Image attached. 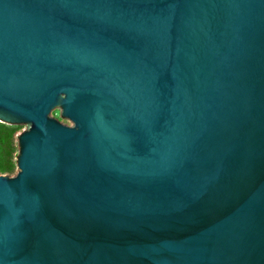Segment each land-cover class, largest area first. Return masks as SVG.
<instances>
[{"label":"water","instance_id":"95a60500","mask_svg":"<svg viewBox=\"0 0 264 264\" xmlns=\"http://www.w3.org/2000/svg\"><path fill=\"white\" fill-rule=\"evenodd\" d=\"M0 121V264H264V0H0Z\"/></svg>","mask_w":264,"mask_h":264},{"label":"trees","instance_id":"16d2710c","mask_svg":"<svg viewBox=\"0 0 264 264\" xmlns=\"http://www.w3.org/2000/svg\"><path fill=\"white\" fill-rule=\"evenodd\" d=\"M15 133V128L0 122V170L11 169L10 166H5L6 154L9 151V145L13 134Z\"/></svg>","mask_w":264,"mask_h":264},{"label":"rangeland","instance_id":"374dc122","mask_svg":"<svg viewBox=\"0 0 264 264\" xmlns=\"http://www.w3.org/2000/svg\"><path fill=\"white\" fill-rule=\"evenodd\" d=\"M52 115L56 116V117H60V119L67 123V124H72V122L67 119V118H63L61 116V112L59 109H55L53 112H52ZM1 122V121H0ZM3 123V122H2ZM6 124V123H5ZM9 126H11L12 128H14V125L13 124H7ZM5 166H10L11 169L14 167V134H13V137H12V140H11V144L9 145V151L8 153L6 154V158H5ZM11 169H6V170H0V172H8V171H11Z\"/></svg>","mask_w":264,"mask_h":264}]
</instances>
